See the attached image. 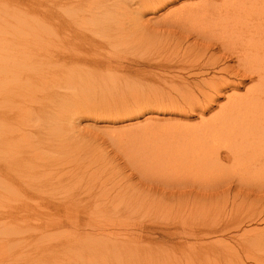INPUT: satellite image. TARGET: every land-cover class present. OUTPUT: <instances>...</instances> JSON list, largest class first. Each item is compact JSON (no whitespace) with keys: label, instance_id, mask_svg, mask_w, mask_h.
<instances>
[{"label":"bare ground","instance_id":"obj_1","mask_svg":"<svg viewBox=\"0 0 264 264\" xmlns=\"http://www.w3.org/2000/svg\"><path fill=\"white\" fill-rule=\"evenodd\" d=\"M81 1L84 2V0H58L56 2L58 12L56 11L55 24L56 29L60 30L57 31L58 40L63 39L64 35L65 38L69 35L72 42L58 43L54 70L56 76L60 79L59 81H61L60 85L58 82L56 84L58 83L57 85L62 90H57L56 95L54 93V97L52 96L53 99H51L52 106L48 105L49 109H54L60 100L62 101L71 94H77L76 92L86 95H94L100 92V94L110 92L124 94L126 91L134 92V90L138 92L137 89L141 85L137 79L133 80L132 76L134 74H150L161 80V76H165L164 72L168 73L176 69L183 70L186 65L190 67L197 66L195 64L203 60L208 65L217 66L225 58L224 54L227 53L232 58L233 56L236 58L237 67L234 66L236 64L232 66L229 64L226 67H219L216 72L233 73L234 75H240L244 80L249 79L250 81L256 78V82L248 87L243 95H240L236 93L238 92L236 90L240 88V84L238 85L235 82L234 84L230 81H220L218 77L214 76L190 82L178 74H170L171 76L166 77L167 79H163L165 85L163 87L170 86L172 91L190 93V97L182 96L183 99L180 102L169 98L170 101L164 103L165 106L168 105L169 108H174L179 112H187L186 107H192L194 111L197 109L203 115V112H205L204 107H202L204 98H210V95L213 94L220 97L221 92L225 93L224 91L232 89V87L236 92L228 93L225 104L220 105L219 110L210 119L201 118V123L198 126L188 130H179L178 139L163 145V147L165 146L163 154L153 152L144 158L152 156L151 163L155 165L156 170L158 168L173 169L172 173L174 174L182 172L192 174L193 171L199 179V177L206 178L207 175L215 171L214 167H217L216 164L223 156L222 151H224L229 159L234 161V164H239L240 173L238 178L241 181H244L243 176L245 175V180L251 182H247L249 183L248 186L255 187L250 185L254 184L257 185L256 188L264 187V0H219V4H217L218 0H206L208 2V4L205 2L207 6L198 7L200 5L196 3L188 5L191 7L190 9L186 7L187 5L183 6L180 9L182 11L177 13L178 15L181 14L182 16L186 13L191 19L198 20L202 25L205 24L202 28L206 31L216 29V33L218 32L216 38L219 43H214L216 44L214 48H222L224 50L222 51L224 52L223 55L218 57V55L214 56L211 51L210 53L209 49L213 47L211 43L196 48L195 53H193L192 46L189 45V48L186 46L180 52V47H177L178 43H175V49L172 46L169 47L170 45L164 46V43H152L154 49H156L158 61L149 66L151 69L154 68L150 71L137 67L142 63H138L136 50H139V48L141 50L151 33L147 25L149 20L143 18L145 12L152 10L151 6H154L155 3H161L162 5L164 0H87L84 6L81 5ZM247 3L248 5L245 6ZM65 6L74 16L73 23L76 25V29L71 34L65 33V28H62L63 33L61 32V27L66 19L63 17L64 13L67 12ZM75 8L81 11V14H77L78 16L74 15V12H78ZM61 33L63 35L60 38ZM203 34L205 35V32ZM133 41L137 43H131ZM5 44L7 43H0V201L16 208L17 205L19 207V205L25 204L21 201L34 200V198L45 204H54L56 201L62 200L70 205L80 204L81 202L90 204L97 202L99 204L109 202V200L116 201L117 197L124 196L125 191L123 188H120L113 196L105 191L92 190V188L88 189L90 192H86V195L79 196L68 186L65 188L61 184L46 182L49 177L44 180L46 171L59 170V165H61L59 162L62 163L64 159L65 162L67 160L64 158L58 162L60 158L57 159L56 155L48 156L39 153L38 150L40 148L59 150L70 143L72 144V142H68L66 136L74 127V119L69 120L67 118L69 121L62 119L65 122L59 124H57V121V126L53 128L54 131L50 130V132L46 129L49 131L50 136L48 135L45 138L34 134L33 125L30 123L33 121L31 120L42 122L46 112H44L45 107L43 106L45 102H36L37 97L33 91L38 85H47L48 80L47 82L43 81V78L39 80V73H41L42 68L28 71L15 69L14 63L18 58L23 57L24 50L18 45ZM147 46L149 48V45ZM162 49H165V51ZM179 70L177 72H180ZM195 73L197 75V72ZM37 77L38 79L35 80ZM152 86L154 85L152 84ZM157 88L154 87L152 91L155 92L154 89ZM159 91L161 90L159 89ZM161 93L158 92L157 94ZM213 98L211 99L214 100ZM35 102L39 105H35ZM51 113L49 122L54 121L60 115L59 111L56 112L52 109ZM123 113H125L124 110ZM132 127V129L119 131L120 133L115 132L116 134L112 137L118 138L117 141H119L145 131V129L140 130L142 126L133 125ZM46 130H44L45 133ZM134 139H126L124 142L131 145L133 149L137 146ZM141 156L143 158L144 152ZM74 161L75 159H73ZM76 163H74L75 167L73 168L83 165L82 163ZM82 169L77 172L72 169L78 177H71L70 181L73 180L75 183L86 178L83 171L86 172ZM63 170L66 169L63 168ZM69 170L71 172V168ZM30 173L31 175L38 174L35 175L37 178L35 182L33 179L28 182L27 179L22 178V176L30 175ZM94 173L93 170L91 172L92 176ZM60 178L62 177L60 176ZM60 178L58 177L57 180L60 181ZM67 179L69 180V178ZM23 181L25 183H20ZM36 199L35 203H37ZM261 202L256 205L253 203V207L250 202L247 205L242 203L234 206V209L230 212V219L239 221L246 218L245 220L249 223L257 218L264 220V200ZM35 208L30 206V210H35ZM11 212L8 214H11ZM16 215L8 222V231H6L4 252L8 264L138 263L137 256L140 253L137 254V246H131L127 237L121 240L118 236H114L118 233H113L112 237L110 234H106V231H100L98 227L95 228L94 225L95 227L90 228L91 231L85 230L86 232L84 231L82 234L62 236L57 232L65 227L71 226L78 230L83 229L80 227L78 219H71L72 217L69 216V219L58 218L57 220L45 221L32 218L30 215H20L21 217ZM9 217L12 218L10 215ZM261 227H250L243 229L241 233H234L236 248L230 247L227 250L228 254L231 252L230 264H245L243 258L256 264H264V225ZM2 230L5 231L6 229L3 228ZM48 231L55 232L41 237V240H46L43 245L37 235ZM39 241L42 245L38 243ZM128 253L134 254L133 259H131V255L128 256ZM146 261L148 262V260Z\"/></svg>","mask_w":264,"mask_h":264},{"label":"rangeland","instance_id":"obj_2","mask_svg":"<svg viewBox=\"0 0 264 264\" xmlns=\"http://www.w3.org/2000/svg\"><path fill=\"white\" fill-rule=\"evenodd\" d=\"M57 1L0 0V43L18 45L24 50L23 57L15 61L14 68L20 71L42 68L41 73H39V80L42 78L45 82L48 80L47 85H38L33 91L37 97L35 101H39V103L45 102L43 105L45 107H43L44 112H48V115L43 112L44 116H42L44 119L42 122L31 120L33 121L30 123L33 125L34 134L45 138L49 135L48 132L53 130L57 124L64 123L68 119H74H72L74 127L66 136L68 142H72V144L70 143L59 150H46L42 148L38 150L39 153L48 156L56 155L57 159L60 158L58 162L64 158L67 160L65 162L64 159L62 163L59 162L62 165H59V170L46 171L44 173V180L49 177V180L47 179L46 182L61 184L65 188L68 186L79 196L86 195L90 192L88 189L91 188L95 191L98 190V192L105 191L111 196L116 194L120 188H123L125 193L124 196L117 197L116 201L109 200V202L106 201L99 204L97 202L95 204L93 202L91 204L81 202L80 204L69 205V203L62 200L56 201L54 204H45L39 202V199L34 198V200L26 199L21 201L25 204H21L22 206L19 205V207L17 205L16 208L15 206L13 208V206L0 201V235L3 236H0V264H8V259L5 258L4 252L7 237L6 231H8V222L16 214L17 217L30 215L32 218L45 221L50 219L57 220L58 218L69 219V216L70 218L72 217L71 219H78L80 227L84 230L68 226L58 230L57 233L62 236L82 234L85 230L91 231L90 228L95 226L100 231H106L105 233L110 234L112 237L113 233H118L119 235L115 234L114 236H118L121 240L127 237V240H130L131 246H137V254L140 253L137 256V264H230L231 252H229V255L227 250L230 247L236 248L234 233H241L243 229L250 227L262 228L261 226L264 225V220H259L258 218L250 223L245 220L246 218L234 221L230 219V212L234 209V206L242 203H246L247 205L250 202L252 207L253 203L255 205L262 203L261 201L264 200V187L256 188L257 185L254 184L250 185L255 187L248 186L251 182L245 180V175L243 176L244 181H241L238 178L240 173L239 164H234V161H231L224 151H222L223 156L220 157L216 164L217 167H214L215 171L207 175L206 178L199 177V179L196 174L194 175L193 171L191 172L192 174L188 172L174 174L172 173L173 169L164 170V168H158L156 170L155 165L151 163L153 157H144L153 152L163 154L162 152L165 150V146L163 147V145L174 139H178L179 130H188L189 128L198 126L201 123V118L210 119L219 110L220 105L225 104L228 93L238 91L236 93L243 95L246 89L256 82V78L250 81L249 79L244 80L240 75H234L233 73L216 72L221 66L226 67L229 64L230 66L236 64L234 65L236 68L238 65L234 56L232 58L229 54L225 53V58L217 66L208 65L203 60L202 62L200 61L201 63L197 62L195 64L197 66L190 67L186 65V70L185 68L183 70L175 68L176 70H172L171 72H164L165 76H161V80L156 79V76L154 77L150 74H134L132 76L133 80L137 79L140 81L142 87L137 89L138 92L136 90L134 92L126 91L124 94L116 92L100 94V92L94 95L76 92L77 94H71L62 101L60 100L54 109H49L48 105L52 106L51 99H53L54 93L56 95L58 91L62 90L59 87L61 81H59L60 79H58L54 70L58 43L72 42L69 35H67V38L64 35L63 39L58 40L57 31L60 30L56 29L55 24L56 11L58 12ZM73 2L76 3L75 1ZM163 2L162 5L161 3H155L154 6H151L152 10H147L143 16L144 19L149 20L147 25L151 33L148 35L149 39L145 41L146 43L142 42L146 46L141 47V50L140 48L136 50L138 63H142L137 67L145 71L154 70V68L151 69L149 66L157 63L158 58L156 56V49H154L152 43H164V46L170 45L169 47L172 46L174 49L175 43H178L177 47H180V52L186 46L188 48L192 46L194 49H192L193 53L196 52V48L203 47V44L208 45V43H211L213 47L210 48L211 50L209 49V52L211 51L214 53V56L218 55V57L223 55L222 53L224 52L222 51L224 50L222 48H214L216 46L214 43H219L216 38L218 35L216 29L206 31L202 28L205 24L202 25L198 20L191 19L186 13L182 14V16L181 14H177L179 11H182L180 9L183 6L187 5L186 7L190 9L191 7L188 5L193 3L200 5L198 7L207 6L208 2L206 0H164ZM219 2L218 0L217 4ZM86 3L87 0L81 1V5L83 6ZM247 5L248 3L245 4V6ZM65 9H67V12L64 13L63 17L66 19L61 27V32L63 33L62 28H65L67 30H64L65 33L71 34L76 29V25L73 23L74 16L66 6ZM76 9L78 10V8ZM77 14H81V11L74 12L75 16H78ZM69 15H71L72 20L69 18ZM184 19L187 20L185 21ZM174 20L179 23L176 21L172 23ZM204 32L205 35L203 34ZM62 33L59 36L60 38L63 35ZM147 45H149V48ZM148 49L150 50L148 51ZM129 60L132 61L131 59ZM142 65L144 66L143 68ZM177 70L180 72H177ZM193 71L197 72V75ZM174 73L186 78L185 80L190 82L214 76L218 77L220 81H230L238 85L240 84V88L235 91L232 87V89L224 91L225 93L221 92L220 97H216V94H213L214 96L210 95V98L203 97L205 99L202 106L205 111L203 115L197 109L194 111L192 107H186L187 112L181 111V113L164 104L170 101L169 98L180 102L185 95L186 98L190 97V93L172 91L170 90V86L163 87L165 86L163 81L167 79L166 77ZM37 79L38 77L35 80ZM34 83L36 84V82ZM181 84L183 85V83ZM154 87H158L154 89L157 93H161L162 91V96L161 94H157L156 91H152ZM153 93H155V96ZM212 97H214V100L211 99ZM209 100L212 101L210 102ZM36 102L35 105H39ZM51 109L53 111L56 110V112L59 111L60 115L54 121L49 122V118L52 115ZM123 110L125 113H123ZM62 119L67 120L62 121ZM57 121L58 123L56 124ZM133 125L142 126L140 130L145 129V131L131 138L126 137L119 141H117L118 138L112 137L117 132L120 133L119 131L132 129ZM44 130H46V133ZM133 138H135L134 141L137 146L132 149V146L124 142V140ZM143 152L144 156L142 158L141 154ZM73 159H75L74 162ZM74 163H82L84 166L78 165L76 168H73L75 167ZM77 167L79 169L84 167L83 169L86 173H84L83 169L82 171L86 178L74 183L73 180L70 181L71 177L78 176L74 174L75 172L73 173L72 169H75L77 172L79 171ZM63 168L66 169V172ZM70 168L71 172H69ZM93 170L95 173L92 176L91 172ZM60 173L65 174L61 175ZM35 175L37 176L38 174L31 175L30 173V175L26 174L22 178L27 179L28 182L33 179L35 182L37 179ZM30 176L32 177L30 178ZM58 177L60 181L57 180ZM35 199L37 203H35ZM30 206H34V208L37 206V209L30 210ZM10 212L12 215L8 214ZM3 228L6 230L3 231ZM54 232H43L38 234L37 237L41 240L42 236L45 237V235L48 236ZM137 239L139 240L138 242ZM41 241L42 244L46 242V240ZM38 243L40 244L41 242L39 241ZM130 255L128 253V256ZM133 255H131V259H133ZM242 260L245 264H256L253 261L244 260V258ZM98 264H101V262Z\"/></svg>","mask_w":264,"mask_h":264}]
</instances>
